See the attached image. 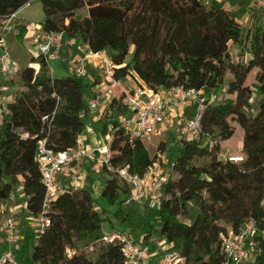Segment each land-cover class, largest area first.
I'll return each mask as SVG.
<instances>
[{"label":"trees","instance_id":"1","mask_svg":"<svg viewBox=\"0 0 264 264\" xmlns=\"http://www.w3.org/2000/svg\"><path fill=\"white\" fill-rule=\"evenodd\" d=\"M28 1L0 0V18ZM40 3L41 31H62L79 47L108 52L118 84L131 78L154 91L204 90L206 98L199 139L180 141L171 163L177 177L163 187L156 216L141 221L124 205L130 188L119 172L143 176L167 146L160 143L151 156L143 141L129 140L119 122L131 115L124 102L127 90L114 91L101 119L116 123L107 144L111 169L100 170L105 179L100 201L90 188L68 189L45 209L36 144L45 140L55 153L76 147L87 129L86 100L95 84L73 75L52 77L42 56L31 57L14 73H0V92L11 98L0 123V203L20 189L26 198L23 216L43 215L49 222L40 234L24 231L16 251L20 263L125 264L123 245L105 237L131 227L143 246L159 234L179 252L182 264H222L223 240L253 221L258 234L247 245L252 248L247 258L249 264H264V28L251 20L238 22L215 0ZM28 25L14 19L15 39L22 45ZM221 89L225 98L211 103ZM237 127L243 131L242 162L219 158L220 143Z\"/></svg>","mask_w":264,"mask_h":264},{"label":"built area","instance_id":"2","mask_svg":"<svg viewBox=\"0 0 264 264\" xmlns=\"http://www.w3.org/2000/svg\"><path fill=\"white\" fill-rule=\"evenodd\" d=\"M252 1L264 6V0ZM32 3L33 0H29L18 11L6 17V19L14 20L19 12L30 7ZM66 40L62 31L42 32L40 30L36 41V56H42L48 61L49 56L61 54ZM8 54L5 40L0 35V61L4 62ZM90 66L100 71L102 80L97 84L98 88H105L103 93L86 101L88 114L95 115L99 113V110L104 105H108L113 99L115 95L114 89L118 83L113 77L114 64L108 52H95L88 48L81 57L74 60L71 75L85 80ZM2 70L4 71L5 68L3 67ZM202 91L184 89L182 87L154 91L144 84L136 85L134 89L124 91V102L131 115L128 118H121L119 122L128 134L130 141H143L160 135L167 125L169 112L176 111L182 122L178 132L180 139L196 141L201 134V121L204 110V100L201 98ZM2 103L3 99H0V123L4 111ZM88 154H96L98 156L97 162L99 168L106 167L107 169H111L110 152L107 146L89 150L83 147L81 140L78 139L74 149L55 153L46 146L45 140L37 142L35 161L40 169L41 180L45 187V209L48 203L61 191L81 188V180L84 177V173L82 172L80 161ZM227 159L231 162H242L243 160L242 156H229ZM66 173L69 174L70 182L68 185L61 187L59 177ZM119 173L130 188V196L125 200L124 205L131 207L148 202L150 209L158 207L163 187L171 178V172L164 169L160 159L149 166L141 177L130 176L125 169ZM98 190V185L92 186L93 192ZM31 219L35 220L37 225L39 224L37 229L38 234L42 233L45 226L49 223L48 219L43 215ZM14 226L15 220L13 217L5 218L0 222V234L4 244L8 246V250L0 252V264H22L16 255L19 243L15 236ZM257 234L258 231L253 221L245 223L237 233L228 234L221 246L223 255L222 264H247V260L249 259L247 258V254L249 250H252V248H247V245L252 242V239ZM115 239L119 240L123 245L125 264H182L179 252L173 248L166 251L157 261L150 262L144 247L136 243L127 232H113L107 234L105 237V240L110 242Z\"/></svg>","mask_w":264,"mask_h":264},{"label":"rangeland","instance_id":"3","mask_svg":"<svg viewBox=\"0 0 264 264\" xmlns=\"http://www.w3.org/2000/svg\"><path fill=\"white\" fill-rule=\"evenodd\" d=\"M201 1L205 2L206 0H201ZM221 1L224 3L227 2V3L232 4V5L240 6L241 9L239 10V12L237 14V18H239V19L242 18L243 11H245V6H247V4H245L243 2L245 0H221ZM41 15H43V11H42L41 3L39 0H33V4L21 12V16L26 17L28 19H31L33 21V23H35L34 25H36L37 21L39 19H41V17H42ZM254 18H256V17H254ZM0 20H2V23L4 26L2 29H0V35L3 36V38L5 40L6 47H7L8 52H9L8 57L4 60V62L0 61V73H3V74L4 73H14L17 70L25 67L28 64L29 57H32L31 54H34L35 56L37 55V49L33 50V48H31L32 45H27L26 43H25L26 45H22L15 39L16 32H14V30H12V24H13L12 21L13 20L1 19V18H0ZM261 25L264 28V23ZM34 28L35 27L33 26L31 29L32 32L36 29V28L35 29ZM68 50H69V48L65 44L64 48L61 52V55H66ZM61 55L58 54L56 56H52V57L49 56L48 57V65H49V68L51 70V75L54 77H62V76L68 75V73L69 74L72 73V70H71L72 65L69 63L62 62V60H64L65 57L62 56V60H61L58 57ZM71 58L72 57H70V59ZM62 63H64L66 66H64V64H62ZM3 67L5 68L4 71L2 70ZM35 68H37V67H35ZM91 75H92V73H91ZM250 81H251V79H248V82H250ZM135 84L136 83L133 79L127 78L124 81V83H121V86H122V88H124L125 90L128 91V90H130L129 88L135 86ZM201 98L203 100H205L206 92H203L201 94ZM224 98H225V96L223 94V89H221L219 91V93L213 97L211 103H213V104L219 103ZM0 99H8L6 92H0ZM96 115L97 114L91 115V118H93ZM100 130H102V131H100V134H99L100 140L102 142L96 144L95 145L96 147L107 146V139L105 138L106 132L103 131V128L102 129L100 128ZM169 135H170V131H168L164 134H161V135H156L154 137H150L149 139L143 140V144L145 145V147L147 148V150L149 151L151 156H153L156 154V152H157L156 149L159 146V144L165 141L164 143L166 144L167 149H166L165 154L162 155V164H163L164 169H166L168 172H171L170 171L171 161L179 153L178 148H179L181 139H180L179 134L176 135L175 137H177V138H174V139L169 138ZM242 136H243L242 129L237 127L235 135L231 139L223 141L220 143L219 158L227 159L229 156H242L241 153L237 152V148L239 147V144H241V142H242ZM205 142L208 143L209 141L205 140ZM97 169L99 170V172L95 174L96 178H92V179H93V181L98 182V184H96V185L99 186V190H100L104 184L105 179L100 174L101 168L98 167ZM82 172H83V168H82ZM171 174H173V173H171ZM98 201H100V200L97 199L96 202H98ZM23 203L24 202H23L22 198L20 197L19 189L15 190L12 193V195L8 201L0 203V222H2L5 218H8V217L14 218V220H15L14 231H15V236H16L17 242L19 244H20V241H18V238L20 236L23 237L25 230H27L28 228H31L33 230H37L39 227V224L37 225V223L35 224L34 222L31 221L32 219L23 216V214H24V212L22 211L23 207H24ZM156 209H150L148 202H143L142 204H136V205L132 206L131 212L136 214V216L141 221H150L156 216ZM113 210L114 209L112 208V211ZM193 213H194V209L191 208L189 215L187 217L183 218V220L186 222H189L188 219L192 216ZM156 225H158V224H156ZM151 240L152 241L149 244L153 246L151 249H152V251H154L156 253L155 254L156 257L165 253L170 248H172L171 245H168L165 241H163L161 239L159 234H156ZM134 241L141 245L139 237H135ZM141 246H143V245H141ZM248 262H250L249 259L247 260V264H249Z\"/></svg>","mask_w":264,"mask_h":264},{"label":"crops","instance_id":"4","mask_svg":"<svg viewBox=\"0 0 264 264\" xmlns=\"http://www.w3.org/2000/svg\"><path fill=\"white\" fill-rule=\"evenodd\" d=\"M215 1L218 4H220L224 10L228 11L240 23H245V22H247L249 20H251L252 23H255V24L259 25V26H262L261 24L264 23V6L261 5V4H258L257 2H253L252 0L243 1L245 4H247V6H245V11H243L242 18L239 19V18H237V14H238L239 10L241 9L240 6L232 5V4H229L227 2L224 3L221 0H215ZM205 2H207V0ZM21 12H19L17 14L16 18L20 17V18L24 19L25 21L29 22V25L27 27V34H26V42L25 43L27 45H32L31 48H33V50H34V49H36L37 37H38L39 31L41 30L39 24H40V22L43 19V15H41L42 16L41 19H39L37 21L36 25H34L35 23H33V21L31 19H28L26 17H22L21 16ZM254 17H256V18H254ZM12 22H14V20ZM33 26L37 30L34 28L35 30L32 32L31 29H32ZM12 30H14L13 24H12ZM14 32H15V30H14ZM66 45L69 48L68 52L66 53V55L59 54L61 56H58V57L62 60V56H64L65 59L62 60V62L69 63L72 66L74 64V60H76L79 57H81L86 52V50L88 49L87 46H82V47L77 46L75 44L74 40H72V39H67L66 40ZM31 56L33 57L35 55L31 54ZM70 57H72V58L70 59ZM30 58L31 57H29L28 61L30 60ZM62 64H64V63H62ZM64 66H66V65L64 64ZM91 73H92V75H91ZM71 74L72 73H70V74L68 73V75H71ZM52 77H54V76H52ZM101 80H102V78H101V74H100L99 69L90 66L89 67L88 76H87V78L84 81L89 83V84H93L94 83L95 86L91 89L90 93L88 94L87 100L91 99L93 97H96L98 94H101V93H103L105 91V88H103V87L98 88V86H97V84L99 82H101ZM135 83H136L135 86L129 88L130 90L134 89V87H136V85H139L140 82H136L135 81ZM118 85L119 86L115 87V89H114L115 93H116L117 89L122 88L120 82H119ZM2 90H4V88H2ZM3 92H6V91H3ZM202 92H205V91L203 90ZM7 98L8 99H3L2 107H4V104L6 102L11 100V98H9L8 96H7ZM106 107H107V105H104L99 110V113L96 116L93 117L94 119L91 118V115H89V114L84 119L85 123H86V126H87V129L79 137V139L82 142V146L87 148V149H89V150H94V149L98 148L95 145L102 142L100 140V136H99L100 131H102V130H100V128L101 129L103 128V131L106 132V137L105 138L107 139V144L109 142V139H110L109 133H110L111 128L116 123V120H107V121H103L102 122L101 119L104 118L105 114H106V112H105ZM107 116H109V115H107ZM119 121H120V119H119ZM181 123L182 122H181L179 114L176 111H170L169 112V119H168L167 125L165 126V130L162 133H160V135L170 131L169 138H172V139L177 138L175 136L178 135ZM178 149H180V145H179ZM241 150H242V142H241V144H239V147L237 148V152L241 153ZM174 158H173V160H174ZM97 160H98V156L96 154H88V155L84 156L81 159L80 164H81V167L83 168V173H84V177L81 180V185H82L81 188H90V189H92V186L98 184L97 181H93V183L89 182L90 179L96 178L95 174L99 172V170L97 169L98 168ZM161 161H162V157H161ZM172 161H171V163H172ZM172 173L173 174H171V177L176 178L177 175L174 172H172ZM69 182H70V180H69V174L68 173H66L65 175H62V176L59 177V183H60L61 187L68 185ZM19 192H20V197L22 198V200L24 202L23 205L25 206L26 198L24 197V195H23V193L21 192L20 189H19ZM93 195H94V197L96 199H99L100 191L98 190L96 192H93ZM31 221L36 224L35 220L32 219ZM34 231L37 232V230H34ZM122 232H127L133 239L135 237H139V240L141 242V236L138 234L137 231H135V229H133L131 227H126L125 229L122 230ZM21 239H22V236H20L18 238V241H21ZM151 241L152 240L150 239L148 244L146 246H144V249L147 252V255L149 257L150 262H155L159 258H161L164 253L156 257V255H155L156 253L154 251H152V249H151L153 246L149 244ZM5 250H8V246H6L4 244L2 236L0 234V252L1 251H5Z\"/></svg>","mask_w":264,"mask_h":264},{"label":"bare ground","instance_id":"5","mask_svg":"<svg viewBox=\"0 0 264 264\" xmlns=\"http://www.w3.org/2000/svg\"><path fill=\"white\" fill-rule=\"evenodd\" d=\"M104 147V146H103Z\"/></svg>","mask_w":264,"mask_h":264}]
</instances>
